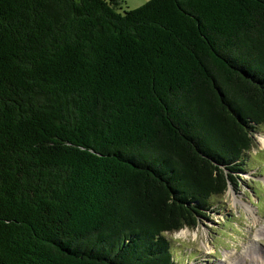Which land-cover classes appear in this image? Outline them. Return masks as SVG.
<instances>
[{
	"label": "trees",
	"instance_id": "trees-1",
	"mask_svg": "<svg viewBox=\"0 0 264 264\" xmlns=\"http://www.w3.org/2000/svg\"><path fill=\"white\" fill-rule=\"evenodd\" d=\"M0 0V264H176L264 125V0Z\"/></svg>",
	"mask_w": 264,
	"mask_h": 264
},
{
	"label": "rangeland",
	"instance_id": "rangeland-1",
	"mask_svg": "<svg viewBox=\"0 0 264 264\" xmlns=\"http://www.w3.org/2000/svg\"><path fill=\"white\" fill-rule=\"evenodd\" d=\"M121 1V10H132L149 0ZM253 137L255 147L243 155L236 185L212 198L196 228L165 235L176 264H256L248 257L255 249L264 256V125Z\"/></svg>",
	"mask_w": 264,
	"mask_h": 264
},
{
	"label": "bare ground",
	"instance_id": "bare-ground-1",
	"mask_svg": "<svg viewBox=\"0 0 264 264\" xmlns=\"http://www.w3.org/2000/svg\"><path fill=\"white\" fill-rule=\"evenodd\" d=\"M260 146L264 148V139H261ZM248 257L251 258V261L256 264H264V256L258 250H251L248 254ZM246 258V257H244Z\"/></svg>",
	"mask_w": 264,
	"mask_h": 264
}]
</instances>
